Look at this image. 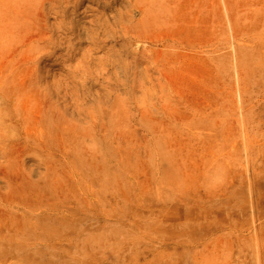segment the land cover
<instances>
[{
    "label": "rangeland",
    "instance_id": "1",
    "mask_svg": "<svg viewBox=\"0 0 264 264\" xmlns=\"http://www.w3.org/2000/svg\"><path fill=\"white\" fill-rule=\"evenodd\" d=\"M0 264H264V0H0Z\"/></svg>",
    "mask_w": 264,
    "mask_h": 264
}]
</instances>
